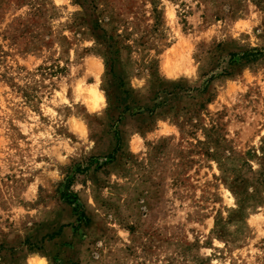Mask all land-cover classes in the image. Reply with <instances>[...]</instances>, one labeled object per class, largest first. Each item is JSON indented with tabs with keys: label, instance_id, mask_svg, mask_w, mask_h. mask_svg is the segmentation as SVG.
Listing matches in <instances>:
<instances>
[{
	"label": "rangeland",
	"instance_id": "374dc122",
	"mask_svg": "<svg viewBox=\"0 0 264 264\" xmlns=\"http://www.w3.org/2000/svg\"><path fill=\"white\" fill-rule=\"evenodd\" d=\"M39 261L264 264V0H0V264Z\"/></svg>",
	"mask_w": 264,
	"mask_h": 264
},
{
	"label": "bare ground",
	"instance_id": "6f19581e",
	"mask_svg": "<svg viewBox=\"0 0 264 264\" xmlns=\"http://www.w3.org/2000/svg\"><path fill=\"white\" fill-rule=\"evenodd\" d=\"M94 95H96V94H94ZM95 99H98V100H96V102H97L96 105H98V104H99V101L101 100V99H100V96H98V97L95 98ZM35 260H36V258H35ZM35 260H33V261H35ZM38 260H39V259H38ZM38 260H37V261H38ZM33 261H32V262H33ZM39 263H42V262L39 261ZM37 264H38V263H37ZM42 264H43V263H42Z\"/></svg>",
	"mask_w": 264,
	"mask_h": 264
}]
</instances>
